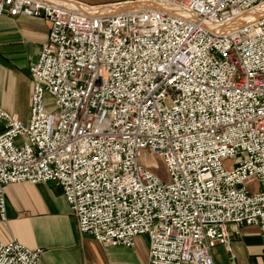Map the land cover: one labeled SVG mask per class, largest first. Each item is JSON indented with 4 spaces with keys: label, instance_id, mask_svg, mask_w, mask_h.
<instances>
[{
    "label": "built area",
    "instance_id": "built-area-1",
    "mask_svg": "<svg viewBox=\"0 0 264 264\" xmlns=\"http://www.w3.org/2000/svg\"><path fill=\"white\" fill-rule=\"evenodd\" d=\"M121 6L0 0V15L50 23L30 64L29 121L0 109V217L6 187L54 182L102 245L146 236L148 264H214L240 227L264 238V0ZM42 254L0 243V264Z\"/></svg>",
    "mask_w": 264,
    "mask_h": 264
},
{
    "label": "crops",
    "instance_id": "crops-1",
    "mask_svg": "<svg viewBox=\"0 0 264 264\" xmlns=\"http://www.w3.org/2000/svg\"><path fill=\"white\" fill-rule=\"evenodd\" d=\"M81 12H123L126 0H43ZM50 34L41 17L0 15V109L26 123L30 118L32 80L30 64L37 60ZM5 123L0 121V134ZM7 220L0 217V243L17 238L30 249L41 248V264H148L146 236L135 247L105 246L78 230L77 221L54 182L20 183L5 189ZM214 264H264V238L258 226L240 227L231 250L217 246Z\"/></svg>",
    "mask_w": 264,
    "mask_h": 264
},
{
    "label": "rangeland",
    "instance_id": "rangeland-1",
    "mask_svg": "<svg viewBox=\"0 0 264 264\" xmlns=\"http://www.w3.org/2000/svg\"><path fill=\"white\" fill-rule=\"evenodd\" d=\"M144 162L155 163L152 166L157 168V170L159 171V175L164 179H168V175H167V172L165 170V166L163 164L161 157H159V156H146L144 158ZM256 187H257L256 185H253V186H251V189H256Z\"/></svg>",
    "mask_w": 264,
    "mask_h": 264
},
{
    "label": "bare ground",
    "instance_id": "bare-ground-1",
    "mask_svg": "<svg viewBox=\"0 0 264 264\" xmlns=\"http://www.w3.org/2000/svg\"><path fill=\"white\" fill-rule=\"evenodd\" d=\"M264 13V6L262 7V8H260V10H258V13H256V14H258V15H256V16H261L262 14ZM247 17L248 18H254L253 17V14H248L247 15ZM151 166L153 165V164H155V163H149Z\"/></svg>",
    "mask_w": 264,
    "mask_h": 264
}]
</instances>
